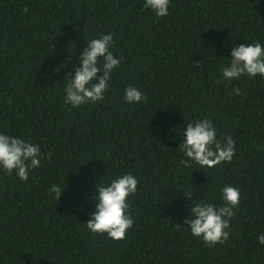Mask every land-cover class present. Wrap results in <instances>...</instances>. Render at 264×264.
Masks as SVG:
<instances>
[{
	"label": "trees",
	"instance_id": "1",
	"mask_svg": "<svg viewBox=\"0 0 264 264\" xmlns=\"http://www.w3.org/2000/svg\"><path fill=\"white\" fill-rule=\"evenodd\" d=\"M142 3L0 0V132L42 150L27 180L0 173V264H264L255 240L264 232V78L227 82L217 71L232 43L264 44V0H170L160 18ZM108 31L123 59L104 99L66 105L65 73L86 40ZM126 84L142 90L141 103L123 102ZM204 116L235 153L184 168L177 133ZM122 172L139 181L127 198L132 227L119 240L90 233L95 180ZM59 181L56 201L47 187ZM224 184L240 189V202L228 239L209 247L182 224L181 189L220 204Z\"/></svg>",
	"mask_w": 264,
	"mask_h": 264
},
{
	"label": "clouds",
	"instance_id": "2",
	"mask_svg": "<svg viewBox=\"0 0 264 264\" xmlns=\"http://www.w3.org/2000/svg\"><path fill=\"white\" fill-rule=\"evenodd\" d=\"M169 4L170 0H143L142 7L160 18L168 15ZM113 43L111 31L85 41L71 70L64 76L63 102L66 105L75 108L104 99L114 70L123 59L113 53ZM226 58V62L217 69L222 81L230 82L243 76L264 78V44L261 41L234 42ZM67 60H72V55H68ZM232 92L243 95L239 88H233ZM143 98L144 93L135 84L124 86V103H141ZM177 135V151L181 154L179 163L184 168H193L194 165L200 169L212 168L221 162L231 161L235 153V141L231 135L218 138L217 128L207 116L189 120ZM41 158L39 144L8 132H0V173H14L18 180L25 181L29 173L40 166ZM138 183L137 176L132 172L117 173L99 183L96 179L90 197L93 208L84 221L85 228L90 233L104 234L112 240L123 239L133 225L127 198L137 191ZM65 187L66 182H52L47 187V193L57 201ZM181 191L189 201L187 215L182 223L187 231L209 247L226 241L229 237V221L240 202V189L232 184L221 186L218 190L220 204L207 199L195 200L192 190ZM255 240L264 245V232H258Z\"/></svg>",
	"mask_w": 264,
	"mask_h": 264
}]
</instances>
